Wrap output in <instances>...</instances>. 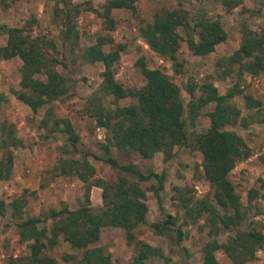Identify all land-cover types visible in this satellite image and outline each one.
<instances>
[{
  "label": "trees",
  "instance_id": "1",
  "mask_svg": "<svg viewBox=\"0 0 264 264\" xmlns=\"http://www.w3.org/2000/svg\"><path fill=\"white\" fill-rule=\"evenodd\" d=\"M138 0H108L102 11L94 13L102 19L103 28L113 32L119 25L112 17L114 10L122 9L136 12ZM264 7V0H256ZM242 4V0H223L222 5L228 9ZM61 46L65 49L63 64L69 57L79 59L80 64L101 63L102 82L88 100L86 113L96 121L99 128H104V140L99 143L102 157H95L119 172L134 177L130 182L119 176L115 182H108L96 177V170L88 160V154L79 158H59L53 167L55 176L75 177L84 186V201L74 209L67 207L50 210L43 218H29L17 224L21 242L27 243L28 254L12 258V264H58L50 257L48 251L56 247L62 239L73 250L81 252L77 259L74 255L65 257L71 264H112L110 255L105 254L102 247H92L102 240L104 230L119 228L123 230L122 239L128 246L135 248V256L131 264H145L149 259L163 258L161 249L152 247L138 240L134 230L146 225L147 205L145 192L139 182L156 181L154 195L159 204L164 220L150 225L157 235L172 232L176 244L182 247L183 232L174 229L175 221L161 204L160 193L164 189L167 168L161 173L152 170L140 171L132 165L119 164L113 158L110 148L114 147L128 155L136 154L143 159H152L156 154L163 155V163L167 165L175 156V147H190L201 154V176L212 190V196L199 200L187 197L181 189L176 188L178 201L184 210L187 223H196L204 219L208 228L209 240L202 248L201 264H219L216 252L221 251L231 264H251L257 259V252L264 247V235L260 229L251 227L241 230L246 218V211L235 192L229 174L237 163L247 160L252 152L244 138L237 130H244L257 117V123H264L262 115L263 103L250 94L243 99L247 113L233 105L230 100L243 94L239 84L228 89L224 95L219 94L214 81L206 79L198 84H186L185 91L189 101L185 104L180 88L168 75L159 69H149L144 58H139L136 66L144 78L145 84L140 88H126L116 80V65L120 54L125 50L121 44L106 52L105 46L113 44L108 36H99L96 42L81 51L76 57L78 32L76 18L80 13L78 7L69 9L66 4ZM182 29L184 36L179 33ZM0 32L7 39L0 44V61L19 58L22 62L19 90L14 94L33 113L60 101L68 96L67 79L57 70L61 63L51 57L45 50V41L40 37H31L20 28L0 25ZM241 40L238 48L226 59V74L237 66V78L243 74L256 77L264 73V32L255 33L242 25ZM140 36L156 55L173 63L176 72L182 71L177 62V53L182 42H185L195 56H207L213 53L218 45L225 42L227 33L219 19L210 18L202 11L190 15L186 10L177 8L159 10L153 15L151 23L140 28ZM102 97L112 98V108H105ZM2 97L0 96V100ZM129 99L128 105L120 106V100ZM200 116L209 118L210 124L203 132L195 133L196 121ZM250 119V120H249ZM40 127L48 129L50 135L60 133L65 136L64 144L77 153L79 136L66 118H56L52 107L41 119ZM231 127V128H230ZM236 130H235V129ZM8 139L0 141V180L9 179L12 173L13 156L10 148L22 146L12 132ZM259 188L264 189V179L258 180ZM92 187L102 190V205L98 209L90 207V191ZM190 192V188H187ZM258 190H250V198H257ZM27 201L20 197L9 203L15 216H20ZM6 204L0 201V217L6 213ZM50 221L48 227L46 223ZM42 225V227H39ZM221 233H231L225 241L218 237ZM73 260H75L73 262Z\"/></svg>",
  "mask_w": 264,
  "mask_h": 264
},
{
  "label": "rangeland",
  "instance_id": "2",
  "mask_svg": "<svg viewBox=\"0 0 264 264\" xmlns=\"http://www.w3.org/2000/svg\"><path fill=\"white\" fill-rule=\"evenodd\" d=\"M108 0H0V25L20 28L31 37H40L45 41V50L61 63L56 64V70L67 79L68 96L60 101H54L52 107L54 117L66 118L70 121L79 136L77 153L65 146V136L60 133L50 135L48 129L41 128V119L46 116L49 106L33 113L30 108L20 102L15 92L19 90L20 68L19 58L0 61V141L7 140L12 132L15 139L20 140L22 146L10 148L13 156L12 173L7 180H0V201L6 204V213L0 217V264H12L13 258L28 254L27 243L21 242L17 224L29 218H43L50 210L67 207L74 209L84 201V186L75 177L55 176L53 167L59 158H79L88 154L89 162L96 170V177L108 182H115L119 176L126 177L130 182L137 180L129 174L119 172L95 157H102L99 143L104 140V128H99L96 121L88 116L86 109L90 96L99 89L102 78L103 65L80 64L79 59L69 57L63 64L65 49L61 46V31L65 17L66 4L69 9L78 7L80 13L76 18L78 32V47L76 57L83 49L94 44L99 36H110L113 44L105 46L106 52L115 49L116 45H123L125 50L120 54L116 65V80L126 88H140L145 84L136 62L144 58L149 69H159L169 76L171 81L181 90V97L186 104L189 95L185 91L186 84H198L203 80L214 81L219 94L235 84L243 89V94L234 97L230 102L240 109L243 115L247 113L243 99L244 94H250L262 101L264 115V73L251 77L243 74L237 78V66L226 74L227 66L224 59L229 57L239 46L242 25L255 33L264 32V7L256 0H242V4L232 9L222 5L223 0H138L135 3L136 12L132 15L127 10H114L112 17L119 25L113 32L103 28L102 19L95 13L102 11ZM181 8L190 15L202 11L210 18L219 19L227 33L225 42L218 45L215 51L207 56H195L185 42H182L177 53V62L182 67L176 72L173 63L161 58L149 49L140 36V28L151 23L153 15L159 10ZM179 33L184 36L180 28ZM6 35L0 32V44L6 43ZM105 108H112V98L102 97ZM129 99L120 100V106L128 105ZM251 124L244 130H237L251 149V156L237 163L229 174L236 194L246 211L241 230L255 227L264 235V189L259 188L258 180L264 179V123H257L254 117ZM257 118V119H256ZM250 120V119H249ZM195 133L203 132L210 124L209 118L200 116L196 123ZM231 128V127H230ZM235 129V128H234ZM236 130V129H235ZM111 154L119 164L132 165L144 172L152 170L161 173L167 168L164 189L161 191L163 209L174 217V229L183 232L182 247L175 242L172 232L157 235L150 225L164 220L159 204L153 192L155 180L139 182L145 192L147 205L146 225H140L134 230L138 238L152 247L161 249L163 258L154 257L145 264H201L202 248L209 240L208 228L204 226V219L196 223H187L184 210L177 199L175 189L179 188L187 197L199 200L212 196V190L201 176V154L190 147H175L176 156L167 165L163 163V155L156 154L152 159H143L136 154L128 155L114 147ZM0 151V160L3 159ZM190 188V192L187 191ZM259 192L257 198H250V190ZM102 190L92 187L89 195L90 207L98 209L102 205ZM26 198V205L20 216L13 215L9 203L13 200ZM46 225L49 227L51 222ZM42 227V225H39ZM123 230L108 228L104 230L102 240L92 247H102L105 254L110 255L112 264H131L135 256V248L128 246L122 239ZM231 233H221L218 239L225 241ZM50 257L58 264H71L65 261L68 255L79 259L81 252L73 250L62 239L53 249L48 251ZM219 264H231L221 252H216ZM75 260H73L74 262ZM251 264H264V247L257 252V259Z\"/></svg>",
  "mask_w": 264,
  "mask_h": 264
},
{
  "label": "crops",
  "instance_id": "3",
  "mask_svg": "<svg viewBox=\"0 0 264 264\" xmlns=\"http://www.w3.org/2000/svg\"><path fill=\"white\" fill-rule=\"evenodd\" d=\"M250 76V75H249Z\"/></svg>",
  "mask_w": 264,
  "mask_h": 264
}]
</instances>
